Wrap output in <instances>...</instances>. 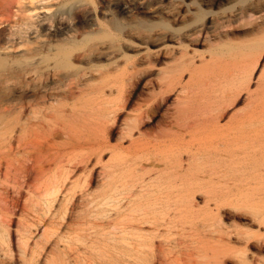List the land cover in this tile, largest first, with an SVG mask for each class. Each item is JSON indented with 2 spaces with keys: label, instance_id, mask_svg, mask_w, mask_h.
Wrapping results in <instances>:
<instances>
[{
  "label": "bare ground",
  "instance_id": "bare-ground-1",
  "mask_svg": "<svg viewBox=\"0 0 264 264\" xmlns=\"http://www.w3.org/2000/svg\"><path fill=\"white\" fill-rule=\"evenodd\" d=\"M212 41L218 43L215 47L210 46L209 49H207L206 52H208V55H205V52L197 55L200 46ZM126 47L135 48L138 59L134 60L124 54V52L122 53L121 50ZM263 50L264 0H0V264H183L185 258L182 259L183 262L181 263L178 254V252L182 253V249L180 250L182 247L178 246H183L186 243L179 244L180 241L178 242L176 238L173 237V232L172 237H169L171 230H162L163 228L161 227L167 222L166 215L172 216L170 214L173 211L170 214L169 212L173 204H175L173 206L175 209H171L176 212L181 210V214L191 210L188 209L192 208L190 206L185 208L186 203L183 201L187 200V198L184 200L181 197L185 193L186 197H188L187 193L189 194L188 191L193 188L192 184L196 186L197 183H194L192 180L193 183H190L191 186L186 185L188 187H185V185H183L185 183L183 179L189 178L190 174H187V172H190V170H186L187 172H185L182 169L183 171H181V173H186V176L182 173L185 177L182 179L181 174H179L181 176H177L178 174H176L177 177L173 174L175 172V170L173 172V169H181L180 166L175 167L178 163L177 160H175V165H173L174 162L172 161V164L169 161L170 164L166 163V161L163 162V165H168V167L166 166L167 169L169 165L172 167L171 171H169V168L168 173L170 175L173 174L172 176L174 179L171 178L172 176H170V178L174 181L167 177V172L166 174H160L162 176L166 175L163 176L162 179L165 177L170 179L169 181L165 178V181H162L166 182V185L169 181L168 183H170V185H167L168 188L164 187L168 189L165 195H167L166 198L172 197L173 199L171 198V201L174 200V203L167 204L170 202L169 199V202L162 201L166 200V198L161 197L164 191L159 187H161L160 185H162V187L166 185L165 183L162 184L160 181L159 183L161 184H159L158 181L154 182V178L149 177L153 169L150 171L151 173H149V176H147L150 181L153 180L155 184L145 178L147 177L145 174L149 171L145 172L144 175L142 173L145 177L140 175L141 172H138L137 175L135 173V171L137 172L140 170V166L141 168L143 167L144 164H140L143 162L142 160L150 158L149 155L145 157L148 151L150 154V150H148L150 146H147V143V145H144L143 142L142 145H140L141 143L138 144L137 147L140 148L136 146V149L133 148L135 151H131L130 148L128 152V148L127 151H125V153L128 152L126 155L122 152L125 148L123 150L120 149L121 152L119 154V151L115 150L117 152L115 153L120 157L116 163L112 164V167L110 166L111 164H108L110 168H112L111 170L108 169L109 166L106 168L109 170L107 172L105 170V172H103V169L98 172L94 170L96 163H98L96 161L102 159L100 157L101 153H103L102 150H104V145L107 142L105 140V138H107L105 133L109 129V122L112 120L111 117L117 113L116 111L118 108L116 110L115 107L121 106H118V103L122 102V104H125V102L129 100V98H127L128 91L127 95L125 94L127 88H125V86L130 85H126L127 82L131 83V79L134 77L133 75H135V73L137 74L140 68L146 64H152L156 60H164L167 56L171 55V59L176 61V65L160 70L159 74L163 76L160 77V85L158 89L155 90L160 92L159 90L164 91V89H170L175 87V85H179L181 89L179 90L180 93L182 91V93L184 92L186 94L190 81L186 80L187 83L184 82V69L189 71L191 77L193 76L196 56H200L203 63L206 62L208 65L212 64L214 67H221L223 71H231L230 65L234 66L235 64H233V62L239 56L244 57V54L247 52H262ZM102 59L106 62L102 63ZM222 73L223 72L220 74ZM224 76L229 77L227 75ZM259 88L260 89L256 93L255 114L252 118L253 120L248 122L251 123L250 125L253 129V131L251 130L253 136L252 132L250 136L256 140V146L258 145L257 148L264 145V84ZM154 94H152V96ZM159 94L157 93L155 96ZM190 94L189 91L185 96L182 95L184 97H181V94L177 96L178 104L186 105L188 111L190 109L192 111L193 106L194 109L196 106L192 104L191 101H193V99ZM156 100V105H159L160 99L157 98ZM152 101L153 97L152 100H149L146 106L143 107L142 104H140V107L138 103L140 107L138 112H135L136 114L129 117L132 122L129 123L125 121V123H128L124 125H122L124 122H121L123 127L121 130L124 129L123 136L119 135L121 138L126 137L125 135L133 137L135 132L143 137L141 125L148 119L149 113L153 111L151 109L153 107L148 104L150 102L152 103ZM144 102L145 101H143V103ZM153 104L155 105L154 101ZM204 105L205 104H203V106ZM156 108L158 107L156 106ZM209 110L203 109L202 107L200 108L199 106L194 113L192 112V115H189L190 117L188 114H185L189 117L188 120H186V116V119L184 118L186 121L182 120L183 127H185L184 129L190 128L191 130L193 127L192 131L196 130V133L199 131L198 133L200 135L197 133L199 135L198 137H201V134L205 136L202 140L197 139V137V143L198 140L203 141L207 135L212 133V131L210 132L209 130L213 128L210 129L207 124L209 118L212 116H210ZM181 117L183 118V114ZM175 118L178 119L179 117L175 116ZM175 118L174 120L178 122L176 126H179L178 124L181 120L178 119L179 121H177ZM240 120L242 121V119ZM175 121H173V123ZM248 123L247 127L249 125ZM211 126L213 127V125ZM180 127L176 132L177 134L178 131H180ZM229 127L230 126L227 128ZM222 128L220 127V129ZM192 131L191 133L189 132L190 135L193 133ZM207 132L209 134H207ZM211 135L213 136L214 134ZM224 135L226 134L224 133ZM147 136L148 135H146V137ZM194 136L196 137L197 135ZM212 136H208L209 141L208 139L205 141H208L209 144L213 146V140L211 141L212 143H210V137ZM216 136H219V134ZM212 138L214 139L215 136ZM217 138L218 137L215 139ZM219 140H224V138L221 139L220 137L218 141ZM162 141L166 142V140ZM179 141L183 142V140ZM205 141L202 142L203 145L200 144L203 148L206 146L204 143H208ZM225 141H227V139ZM138 142L140 141L138 140ZM252 142L253 144L255 143L254 141ZM183 143L184 145L186 144L185 142ZM183 143L181 144L182 146ZM223 143L220 144L223 149H226L224 146L230 149L229 146L231 145H229V143L225 142V144L229 146ZM132 144H134V142ZM172 145L175 144L172 142ZM176 145L178 146V144ZM105 146H108V142ZM158 146L162 145L158 144ZM197 146H199V144ZM256 146H251L250 149H255ZM234 147L235 148L232 147L230 150H223L224 153L221 150L223 154H220V156L218 153L215 154V156H219L220 159H217L218 162L216 161L215 164H219L221 167L226 165L227 169L228 164H234L236 161L239 162L237 159L235 162L233 161L235 158L234 156H236L235 151L239 150H236V147L238 148L239 146L236 145ZM172 148H174V146ZM261 148L263 149V147ZM156 149L157 148H155V153ZM160 149H162V147ZM220 149L221 148L218 150ZM186 150L189 152V148ZM204 151L205 150H203V152ZM164 152H161L160 155H163ZM247 152L249 151L246 150V153ZM115 153H112L114 158H116V156H114ZM122 153L124 155H121ZM166 153V155L172 154V149L169 151L167 150ZM174 153L177 154L176 152ZM200 153H202V151H200ZM200 153L199 151L197 153L194 152V154ZM206 153V151L203 153L205 154L204 156L207 155ZM255 153L253 155H255ZM152 154L150 155L151 158L157 155V153L154 155ZM179 154L180 153H178V156L181 158L182 156L180 157ZM237 154L240 153L237 152ZM192 155L193 153L191 154L192 158L195 157L196 159V157H198V162L199 159L203 157L202 155H200L201 157ZM213 155L209 156L208 154L209 158H212ZM229 155H231V157ZM178 156H176L175 159H178ZM113 157L111 158L113 159ZM157 158L154 156L152 159L158 161L159 158ZM164 158H167V156ZM140 159L142 162H140ZM244 159V162L245 160L248 162V158ZM253 159L254 158H252V160ZM255 160L257 161V159ZM112 161H114V159ZM202 162L205 164L204 162L206 161L203 160ZM202 162L199 164H202ZM244 162L240 161L238 167L244 165V169H246V167L248 168L249 166L250 168L255 163V161L245 164ZM180 163H183V161ZM180 163L178 164L181 165V167L184 166ZM213 163L212 168L214 166V170L219 173L221 167L219 166L220 168L216 167L218 169H215L216 165H213ZM249 163L252 165L250 166ZM139 164L140 166H138ZM260 165H262L261 162L258 167H261ZM157 166L158 164L156 167ZM209 167L211 168V165ZM209 167H207L208 172ZM255 167H257V165H255ZM164 168L165 166L163 167L164 171L161 170L162 172L166 171ZM199 169L202 170L201 168ZM205 169L203 168V174H208L207 172L205 173ZM238 169L244 171L243 167ZM200 170L199 172H201ZM117 171L121 173L120 175H122V172H125L132 176H129L131 178H128L125 182H122V177H125L124 180L127 178L124 175L120 176L121 180H119L118 177L116 178V175L119 176V174H115ZM216 171L215 173L210 172L214 175L217 174ZM157 172L155 171L156 177H158L159 174ZM195 173L193 174L195 175ZM203 174L200 173L198 175L203 176ZM96 175L98 178L103 176L104 179H100L102 182L99 181L100 183L97 184V186L101 188L98 192L94 191L95 187H92V181L95 182L93 178L94 176L96 177ZM212 175H208V177H212ZM193 176L192 179H195ZM175 177H180L183 180V184H181L184 187L176 184L178 180L176 182ZM159 178L157 179L159 180ZM201 178L202 177L197 178L196 176V179ZM146 180L151 183L152 189L154 185L156 186L157 183L159 184V189L157 190L155 188L154 197L151 195L152 193H146L148 189L149 192L151 189L149 185L148 189L145 187L149 184ZM190 180L191 179H189L188 182ZM208 180L213 182L210 178L206 179L207 183H209ZM222 181H220V183ZM216 182L215 184H217ZM200 183L201 182H199V184ZM212 184L214 186V183ZM136 186L147 190L146 192L141 191V194L139 190H142V188L138 190ZM180 187L184 189L181 190L182 188ZM189 187H191V189H188ZM133 189L139 192H134ZM206 189H208L210 193V189ZM184 190L188 191L183 192ZM145 193L148 197H144ZM192 193L189 195L191 196ZM262 193H264V191ZM193 194H195V192ZM203 194H205V192ZM212 194L213 192L210 195L212 196ZM214 194H217V192ZM123 195H128V197H126L127 199ZM193 196L194 195H192L191 198ZM123 198L127 200V202L125 201L126 203ZM121 199L123 200L122 202ZM179 199L182 201L180 202ZM163 202H166V205ZM217 203L219 202L217 201ZM132 204H137V207L136 205L132 206ZM80 205L84 207L82 212L76 211L78 207H81ZM63 206L64 211L61 210L63 212L61 216L59 215L61 218L59 220L57 216L60 212V208ZM166 206H168L167 209ZM215 206H217V204H214V207ZM183 208L186 209V212ZM168 209L169 211L167 213ZM191 212L187 214H189V216L190 214L193 215ZM214 213L212 212V214ZM172 214L174 215L175 213ZM200 215L202 214L200 213ZM263 216L261 219H264ZM172 217H168L170 223L171 220H175L174 218L177 216L175 215V217ZM183 217L184 216H182V218ZM189 218H191V216ZM220 220L221 221L217 220L218 222L216 220L214 221L218 224L222 222V217ZM214 221L211 223H215ZM183 222L184 221H182V223ZM186 222L189 224V220H186ZM192 223L195 224L193 221L189 225L191 226ZM202 224H204V222H202ZM206 224L208 225L207 221ZM143 225L145 227L149 226V229H147V227L145 229ZM184 226H187V224ZM204 226L205 224L203 227ZM219 226L221 228V224H219ZM178 227L179 225L176 228ZM193 228H191V230ZM208 228H210V226ZM223 228L224 227L220 230L218 227L220 231H223ZM216 229L217 228H215L214 231L212 230L213 233L216 232ZM191 230L189 229L188 233ZM195 231L196 230H194L193 233ZM225 231L224 229V232ZM236 232L237 231H235V233ZM188 233L185 234V236L189 235ZM245 233H243V235L249 232ZM196 236L199 237V235ZM207 236L209 235L207 234ZM241 237L243 238V236ZM173 238H175V240ZM191 239L193 240L194 237ZM199 239L200 238H198V240ZM206 239L204 240L207 243ZM183 241L186 242L185 240ZM210 242L212 243L213 241L211 240ZM190 245L192 247V243ZM229 245H231V243ZM207 246L208 245L205 247ZM177 247L179 250L176 253ZM194 247H197V245ZM209 247H212V244ZM212 248L215 247L213 246ZM196 249L199 248L197 247ZM226 249L228 248L226 247ZM239 249L240 248H238V250ZM186 250L187 249H184L183 253L188 251ZM216 250H218V248ZM228 250L226 252H229ZM244 250L246 249L244 248ZM202 251L204 253V250ZM210 251H208V253ZM222 252L223 251L218 253L220 254ZM203 253L200 254L201 257H207V255H205L207 253L204 255ZM239 253L242 254L243 252ZM210 254L211 253L208 255L210 256ZM200 255H198V257ZM213 255L214 254H211V256ZM182 256L192 258V256H187V253L185 256L182 254L181 258H183ZM236 256H238V254ZM217 257L215 255V258ZM212 258L213 257H211V259ZM239 258L240 260L242 259L241 264H253V261L247 260L248 257L246 258L243 256ZM193 260H195V258ZM196 260V264H199V262L201 264H207L206 261L208 259L203 258V260H206L203 262H201L202 260L199 262ZM217 260L218 261H214L212 259L210 264H222L219 258ZM223 261L224 260H222V262ZM186 262L188 264V262L191 263L192 261L190 262L188 260ZM254 264H264V262L260 259V261Z\"/></svg>",
  "mask_w": 264,
  "mask_h": 264
},
{
  "label": "rangeland",
  "instance_id": "rangeland-1",
  "mask_svg": "<svg viewBox=\"0 0 264 264\" xmlns=\"http://www.w3.org/2000/svg\"><path fill=\"white\" fill-rule=\"evenodd\" d=\"M217 43L218 42H214V41H212V42H207L205 45H203V46H200L199 47V52L197 53V55H199V54H201V53H203V52H205V55H208V52H206L207 51V49H209V47L211 46V47H215L216 45H217ZM122 53L124 52V54H126V55H128L129 57H131L132 59H138V55H137V52H136V50H135V48H133V47H126V48H123L122 50ZM249 53V54H248ZM248 56H247V55ZM246 54H244V57L243 56H239L234 62H233V64H235L234 66L233 65H230V68H231V71H229L228 69V71H223L222 69H221V67H214V65H208L206 62V64L205 63H203L202 61H201V59H200V56H196V59H195V67H194V74H193V76L191 77L190 76V74H189V71L187 70V69H184L185 71H184V74H183V79L185 80L184 82H186L187 83V81H190V83H188V88H187V90H186V94L187 93H189V91H190V96L192 97V99H193V101H191L192 102V104L193 105H196L195 106V109H194V106H193V109H194V111H193V109H192V111H191V109L188 111L187 110V108H186V105H183V104H178V98H177V96H178V94L181 96V97H184L186 94L184 93H182V91H181V93H180V91L179 90H181L180 88H179V85H175V87H172V88H170V89H164V91L163 90H159L160 92H162V93H160V92H158V91H156L157 89H158V86L160 85V81L159 80H161L160 79V77H162L163 75H161V74H159V72H160V70L161 69H163V68H166V67H173V66H175L176 65V61H174L173 59H171V55H169V56H167V58L166 59H164V60H156L154 63H152V64H146V65H144V66H142V68H140V71H138L137 72V74L135 73V75H133L134 77H132V81H131V83L130 82H127V84L126 85H129V86H125V88H126V90H125V94L127 95V91H128V97L127 98H129V100H127L128 102H125V104H122V102H120V103H118V106L119 105H121V106H119V107H115V109L117 110V108H118V110L116 111L115 109V111L117 112V113H115V115H114V113H113V115L115 116V118H114V116H112L111 117V121L109 122L110 123V125H111V127H110V125H109V129L107 130V132H108V134H107V132L105 133V136L107 137V138H105V140L108 142V146L106 147L105 145L107 144V142H106V144L104 145V150H102V152L103 153H101V157L100 158H102V159H99L98 161H96V162H98V163H96V165H95V167H94V170H97V172L99 171V170H102L103 169V172H107V171H109V170H111L112 168H110V166L112 167V164H114V163H116L117 162V160H118V158L120 157L118 154L121 152V150L120 149H124L122 152H124L125 153V151H127V149L129 148V150H128V152L130 151V148H131V151H135L133 148H135V146L137 147L138 146V144L139 143H141L140 145H142L143 143H144V145H147V146H150V148L148 149V150H150V154H149V151H148V154L147 155H145V157L147 156L148 157V155H149V157L150 158H148V159H150V160H148L147 158L146 159H143L142 161L144 162L145 160H148V161H145L144 163L141 161V159H140V162H142V163H140L141 165H143V167L141 168V166H140V164L138 165V166H140V170L139 171H135V173H136V175H137V173L139 172H141V174L140 175H142V173H143V175H144V173L145 172H148L147 174H145L146 176L148 175L149 176V173H155V171L157 172V171H159V172H157V173H164V174H166V172H167V177L168 178H170V176H172L173 174H174V176H176V174H178L177 176H181L182 175V173H183V175H185L186 173H184V172H182L181 173V171H185V172H187V171H189L190 170V172H187V174H190V176H189V178H187L188 180L189 179H191L189 182H188V180L183 176H181V178L183 179V178H185V179H181L180 177H178V178H176L175 180H176V182H177V180H178V182L176 183V184H179L180 186H183V185H185V187H188V186H186V185H190L191 186V184L193 183V181H194V183H197V185L195 186V184H192L193 186V190L191 189V187H189L188 189H191L190 191H188V190H186V191H188L189 192V194L190 193H192V191H193V193L195 192V194H191V196L192 195H194L192 198H191V196L187 193V196L188 197H186V193L185 194H183L184 195V197H183V195H182V199H186L187 198V200H185V201H183V202H185L186 203V206H185V208H187V207H192V208H188V209H191L192 210V212H191V210H187L188 212L187 213H193V215L192 214H190V216H191V218H189L190 216H189V214H187V213H182L181 214V210L179 211L178 209V212H176L175 210H172V209H175L173 206L175 205V204H173L174 202V200L173 201H171V198H166V196L167 195H165L166 194V192H168L167 190L168 189H166V188H164V187H167L168 188V186L170 185V183H168L169 181H170V179L171 178H173V176L170 178V179H168L167 177H165L167 180H169L168 182H167V185H166V182H164L165 181V178H163L162 179V177L163 176H166V175H161V177H160V175L158 174V177H156L157 175H156V173L154 174L155 175V177H154V175L151 173L150 174V178L151 177H153L152 179L154 180V182H157L158 181V183H159V181L162 183V184H164L165 183V185L166 186H163L162 187V185H160L161 187H159L158 185L159 184H161V183H157L156 184V186L154 185V187H153V189H152V186L150 185L151 183L150 182H153V180L152 181H150V179L148 178V176L147 177H145V176H143V177H145L146 179H148V180H146V182H148L149 184H147V186H145V187H147V189H148V185H149V188L151 187V189H150V192L147 190V192H146V190H145V188H142V187H138V186H136V187H138V190L140 189V188H142V190H139L140 191V193H141V191L143 192V191H145L147 194H149V193H152L151 195H153V197H154V194H155V188L158 190L159 188H162V190L165 192H163V194H161V197L162 198H166V200H162V201H166V202H169V203H167V204H173L172 206H171V208H170V212H169V214L172 212V213H175L174 215L171 213L170 215H172L173 217H175V215L177 216L176 218H174L175 220H171V223H170V220H169V218L168 217H172V216H169L167 213H168V211H169V209L167 210V222H168V224H167V222L164 224V226L163 227H161V228H163L162 230H167L168 229V231H170L171 233L173 232L174 233V236L173 237H175L176 238V240L179 242V244H184V243H189V244H187V247H189V248H187L186 247V244H184L183 246H181V245H179L178 247H182V248H180V250L182 249V253H179L178 252V247L176 248L177 249V251H176V253L178 252V254H179V256H180V260H181V263L183 262L182 261V259H184L185 258V260H184V262H186V261H192L191 263H189L188 262V264H196V262H195V260L196 261H201V262H203V261H206V260H203V258H206V259H208L207 261H206V263L207 264H210L211 262H212V259L214 260V261H218L217 259L219 258V261L222 263V264H241L242 263V259L240 260V258L239 257H243V256H245L246 258L248 257V261L250 260V261H253L252 263L254 264V263H256V262H258V261H260V259L264 262V219L262 218L261 219V217L263 216V214H264V193H262L263 191H264V145H262V146H259V148H257V146H256V140H254L253 139V129H252V126L250 125L251 123H248V122H251L253 119V117H254V114H255V104H256V93H257V91L260 89L259 87L261 86V85H263L264 84V50L262 51V52H260V51H251V52H247ZM170 58V59H169ZM200 61V62H199ZM101 62L102 63H104V62H106L104 59H102L101 60ZM205 65V66H204ZM185 68V67H184ZM215 69H217V70H215ZM197 70V71H196ZM220 70V71H219ZM233 70V71H232ZM236 71V72H235ZM221 72H223L222 74H220ZM233 72V73H232ZM220 75V77H219V75ZM230 74H231V76H230ZM236 74V75H235ZM195 75V76H194ZM224 75H227V76H229V77H226V76H224ZM233 76V77H232ZM235 76V77H234ZM225 77V78H224ZM190 78H192V79H190ZM220 78V79H219ZM227 78H229V79H227ZM238 78V79H237ZM231 79V80H230ZM187 80V81H186ZM229 80V81H228ZM236 80V81H235ZM262 80V81H261ZM227 81H228V83H227ZM224 83V84H223ZM259 83V84H258ZM190 85V86H189ZM258 87V88H257ZM175 88V89H174ZM192 88V89H191ZM156 89V90H155ZM166 91V92H165ZM194 91V92H193ZM152 92H157L159 95H157V96H155L157 93H152ZM164 92V93H163ZM179 92V93H178ZM228 92V93H227ZM234 92V93H233ZM232 93V94H231ZM124 94V95H125ZM152 94H154L153 96H152ZM227 94H229V95H227ZM125 95V96H126ZM163 95V96H162ZM182 95H184V96H182ZM193 95V96H192ZM176 96V97H175ZM152 97H153V101H154V103H155V105L153 104V101H152V103L150 102V103H148V104H150V106L151 107H153V108H151L153 111H151V113H149V117H148V119H146L145 120V122H144V126L143 125H141V129H142V133H143V137H142V135H139V134H137L136 132H135V135L133 136V137H129L128 135H125L126 137H124V138H121L120 136L122 135L123 136V130H121V128H123L122 127V125H124V124H127L128 122L130 123V122H132V120H130V118L129 117H132L134 114H136L137 112H138V109L141 107V105L140 104H142V107L143 106H146V103L147 102H149V100H152ZM157 97L158 99H160V104L159 105H156L157 104V98L155 99V98ZM161 97V98H160ZM150 98V99H149ZM218 98V99H217ZM222 98H223V100H222ZM149 99V100H148ZM155 99V100H154ZM125 100V99H124ZM143 101H145L144 103H143ZM140 102H142V103H140ZM205 102V103H204ZM138 103H139V105H140V107H139V105H138ZM145 104V105H144ZM147 104V105H148ZM152 104V105H151ZM203 104H205L204 106H203ZM207 104H208V106H207ZM211 104V105H210ZM138 106V107H137ZM149 106V105H148ZM147 106V107H148ZM149 106V107H150ZM156 106L158 107V108H156ZM198 106V107H197ZM199 106H200V108L202 107L203 109H211V110H209L210 111V118H209V120H208V122H207V124L209 125V128L210 129H212V130H209L210 132L212 131V133H210L209 131V133L207 132V134H209V135H207L206 136V138L205 139H203V141H205V140H207L208 139V136H212L211 134H214L213 136H215V138L216 137H218L217 139H213L212 137H210V143H212L213 144V146L211 145V144H209V139H208V141H205V142H208V143H204V144H206V146H205V148H203V144H202V142L203 141H200V140H202V138L203 137H205L204 135H202L201 134V137H198L200 134L198 133L199 131H197V133L199 134H197L196 133V130H195V128H194V130L195 131H192V129H193V127L191 128V130H190V128L188 129V128H186L187 129V131H186V129H184L185 127H183V122H182V120H184V118L186 119V117H187V119L186 120H188V118L190 117L189 115H192V112L194 113L198 108H199ZM137 107V108H136ZM205 107V108H204ZM209 107V108H208ZM183 108V109H182ZM184 108H185V110H184ZM254 108V109H253ZM187 110V111H186ZM216 110V111H215ZM218 110H219V112H218ZM114 111V112H115ZM186 111V112H185ZM191 111V112H190ZM136 112V113H135ZM189 112H190V114H189ZM183 114V118L181 117L182 116V114ZM188 114V116H186V115ZM132 115V116H131ZM178 115V116H177ZM175 116L176 117H179L178 119L179 120H181V121H179L177 118H175ZM186 116V117H185ZM246 117V118H245ZM251 117V118H250ZM174 118L177 120V121H179V126H176L177 125V123L178 122H176L175 120H174ZM244 118V119H243ZM132 119V118H131ZM240 119H242V121L240 120ZM130 120V121H129ZM186 120H184V121H186ZM250 120V121H249ZM125 121H128L127 123H125ZM173 121H175L174 123H173ZM214 121V122H213ZM217 121V122H216ZM121 122H124V123H122V125H121ZM249 124L248 125V127H247V123ZM214 123H215V126H214ZM246 123V124H245ZM218 124V125H217ZM176 127H175V126ZM182 125V126H181ZM211 125H213V127L211 126ZM234 125V126H233ZM181 126V127H180ZM228 126H230L229 128H227ZM237 126V127H236ZM251 126V127H250ZM180 127V131H178V134L176 133L177 132V130H179L178 128ZM183 127V128H182ZM220 127L222 128V127H224V128H222V129H220ZM225 127H226V129H225ZM241 127V128H240ZM235 128H236V131H235ZM246 128V129H245ZM184 129V130H183ZM215 129V130H214ZM229 129V130H228ZM233 129V130H232ZM248 129V130H247ZM181 130H182V132H181ZM190 130V131H189ZM234 132H232V131ZM241 130V131H240ZM242 130H243V133H242ZM247 130V131H246ZM252 130V131H251ZM186 131V132H185ZM191 131L193 132L191 135H190V133H191ZM246 131V132H245ZM250 133H249V132ZM173 132H174V134H173ZM181 132V133H180ZM183 132H185V133H187V134H185V133H183ZM190 132V133H189ZM195 132V133H194ZM220 132H221V134H220ZM229 132H231V133H229ZM246 134H245V133ZM251 132H252V136H250L251 135ZM145 133H147V134H145ZM183 133V134H182ZM224 133L226 134V135H224ZM229 133V134H228ZM172 134V135H171ZM181 134H182V136H181ZM219 134V136H216V135H218ZM224 136H223V135ZM242 134V135H241ZM248 134V135H247ZM120 135V136H119ZM139 137H138V136ZM146 135H148L147 137H146ZM171 135V136H170ZM184 135H186V136H184ZM194 135H197L196 137L194 136ZM233 135V136H232ZM129 138H128V137ZM142 137V139H141V137ZM150 136V137H149ZM153 136V137H152ZM194 136V137H193ZM223 136V137H222ZM230 138H229V137ZM238 136V137H237ZM248 136V137H247ZM135 137H137V138H135ZM160 139H159V138ZM172 137V138H171ZM185 137V138H184ZM198 137V138H197ZM221 137V139L222 138H224V140H219L218 141V139ZM227 137V138H226ZM131 138H132V140H131ZM154 138V139H153ZM156 138H158V139H156ZM166 138V139H165ZM200 139V140H198V143H197V139ZM212 138V139H211ZM140 141V142H138V140ZM227 139V141H225ZM153 140V141H152ZM159 140H160V143H159ZM162 140H166V142H164V141H162ZM179 140H183V142H185L186 144L184 145V143L182 142V141H179ZM194 140V141H193ZM213 140V141H212ZM231 140V141H230ZM134 142V144H132L133 142ZM146 141H148V142H146ZM152 141V142H151ZM156 141V142H155ZM178 141H179V143H178ZM192 141H193V143H192ZM200 141V142H199ZM212 141V142H211ZM216 141V142H215ZM217 141H218V143H217ZM229 141V142H228ZM252 141H254L255 143L253 144V142ZM143 142V143H142ZM164 142V143H163ZM170 142V143H169ZM172 142H173V144H175V145H172ZM183 143V146L181 145L182 143ZM196 142V143H195ZM224 142V143H223ZM225 142L226 143H229V145H231V146H229L228 144H225ZM231 142V143H230ZM249 142V143H248ZM147 143V144H146ZM187 143H190V144H187ZM217 145H215V144ZM225 144V145H228L229 147H230V149H232V147L233 148H235L234 146H239L238 148L236 147V150H238V151H235L236 153V156H234L233 158L235 159H233V161L235 162L236 161V159L237 160H239V162L240 161H242V162H244L243 161V159L245 158V159H247L248 158V162H251V161H255V165H257V167H255V165L253 164V166H251L252 164V162L251 163H249L250 164V168H249V166H248V168L246 167V169H244L245 168V166L244 165H241V167L239 166L238 167V163L239 162H235L234 164L232 163V164H228V167H227V169H226V165H224V166H220L219 164H215L216 163V161L218 162V160L217 159H219V156H220V154H223L224 153V151L223 150H230L229 148H227V147H225L224 146V148H226V149H223V147H222V145H220V144ZM240 143V144H239ZM242 143V144H241ZM150 144V145H149ZM158 144H160V145H162V146H158ZM176 144H178V146L176 145ZM180 144V145H179ZM194 144V145H193ZM199 144V146H197ZM200 144H202V145H200ZM251 144H253V145H251ZM133 145V146H132ZM139 145V146H140ZM187 145V146H186ZM220 145V146H219ZM152 146V147H151ZM156 146V147H155ZM174 146V148H172ZM189 146V147H188ZM193 146V147H192ZM195 146V147H194ZM197 146V147H196ZM202 146V147H201ZM209 146V147H208ZM216 146V147H215ZM251 146H256L255 147V149L257 150V152H256V150L254 149H250L251 148ZM119 147V148H118ZM122 147V148H121ZM141 147H143V146H141ZM157 148L156 149V153H157V155H154V154H156L155 153V148ZM162 147V149H160V148ZM168 147V148H167ZM171 147V148H170ZM177 147V148H176ZM180 147V148H179ZM186 147H188L189 148V152H188V150H186V149H188V148H186ZM211 147V148H210ZM215 148V149H213V148ZM218 147V148H217ZM242 147V148H241ZM261 147H263V149L261 148ZM137 148H140V147H137ZM145 148V147H144ZM167 148V149H166ZM193 148V149H192ZM195 148V149H194ZM199 148H201V149H199ZM210 148V149H209ZM217 148V149H216ZM219 148H221L220 150H218ZM103 149V148H102ZM119 149V150H118ZM133 149V150H132ZM136 149V148H135ZM170 149H172V154H170V153H168V154H170V155H166L167 153H166V151L168 150H170ZM209 149V150H208ZM119 151L118 152V154H116L117 152L116 151ZM151 150H152V152H153V154H152V152H151ZM160 150V151H159ZM176 150V151H175ZM203 150H205L207 153V155L206 156H204L205 154H203V153H205V151L203 152ZM216 152H215V151ZM223 151V153H221L222 151ZM233 150H235V149H233ZM244 150V151H243ZM246 150L247 151H249V152H247L246 153ZM165 151V152H164ZM181 151V152H180ZM184 151V152H183ZM193 151V152H192ZM199 151V153H200V151H202V153H200V154H194V152L195 153H197ZM211 153H209V152ZM220 151V152H219ZM240 151V152H239ZM250 151H251V154H250ZM254 151V152H253ZM116 152V153H115ZM128 152H126V153H128ZM159 152V153H158ZM161 152H164L165 153V155H164V153H163V155H160L161 154ZM174 152H176L177 154H175ZM186 152V153H185ZM212 152H213V154H212ZM215 152V153H214ZM237 152L238 153H240V154H244L243 155V157H242V155H240V154H237ZM243 152V153H242ZM256 152V153H255ZM112 153H115V155L114 156H116V158H114L113 156H112ZM126 153H125V155H126ZM178 153H180L179 155H180V157L181 158H179V156H178ZM182 153V154H181ZM185 153V154H184ZM193 153V155L195 156V155H198V156H200V155H202L203 157H199L200 159H199V162H198V157H196V159H195V157H191V154ZM219 154V156L218 157H216L215 156V154ZM255 153V155H253ZM154 155L155 156V158H159V160L157 161L156 159V161H154V159H152L154 156H152V158H151V156L150 155ZM208 154H209V156H211V155H213L212 156V158L214 157L215 158V160H214V158L212 159L211 157L209 158V156H208ZM118 155V156H117ZM121 155H124L123 153L121 154ZM187 155V156H186ZM190 155V156H189ZM192 155V156H193ZM253 155V156H252ZM113 157V159H114V161H112L113 159L111 158V157ZM165 156H167V158H164ZM168 156H170V157H168ZM176 156H178V159H180V160H178V159H175V157ZM208 156V157H207ZM230 157H231V155H229ZM240 156V157H239ZM252 156V157H251ZM255 156V157H254ZM189 157H191V158H189ZM204 157H205V159H204ZM242 157V158H241ZM249 157H250V159H249ZM157 158V159H158ZM189 158V159H188ZM202 158H203V160L204 161H206V162H204L205 164H207V165H205V164H203V160H202ZM210 160H209V159ZM240 158V159H239ZM252 158H254L253 160H252ZM116 159V160H115ZM182 159V160H181ZM185 159V160H184ZM212 159V160H211ZM227 159H228V157H227ZM242 159V160H241ZM244 159V160H245ZM255 159H257V161L255 160ZM174 160V161H173ZM175 160H177V162L178 163H180L181 161H183V163H180V164H183L184 166H182L181 167V165H179L178 163L176 164V166L175 167H178V166H180V170L179 169H177V171H176V169H173V172H174V170H175V172L172 174V172H171V174L172 175H170L169 173H168V170H169V168H170V170L169 171H171L172 170V167H170V165H169V168L167 169V167H168V165L167 164H164L163 165V162H165L166 161V163H168V164H172V162H174L173 163V165H175ZM192 160H193V162H192ZM195 160H197V161H195ZM207 160H209V161H207ZM220 160V159H219ZM112 163H111V162ZM170 163H169V162ZM172 161V162H171ZM213 161H214V163H213ZM261 162V164L262 165H260L261 167H258L259 166V164H260V162ZM200 162H202V164H199ZM209 162V163H208ZM213 163V165H216L215 166V169H218V168H220L221 170H219V173H218V171H216V170H214V166H213V168H212V163ZM247 162V160H245V162H244V164L245 163H248ZM257 162V163H256ZM147 163V164H146ZM189 165H188V164ZM196 163H198V164H196ZM108 164H111L110 166L108 165ZM158 164V166L156 167V165ZM208 164H210L211 165V168L209 167L210 165H208ZM248 164V165H249ZM146 165V166H145ZM203 165V166H202ZM206 166V169H205V166ZM218 165V166H217ZM230 165H231V167H230ZM240 165V164H239ZM107 166H109V170H107L106 168H107ZM165 166V168L164 169H166V171L165 172H162V171H164L163 170V167ZM167 166V167H166ZM172 166V165H171ZM192 166H193V168H192ZM194 166H195V168H194ZM220 166V167H219ZM103 167V168H102ZM174 167V166H173ZM174 167V168H175ZM184 167H186V168H184ZM189 167V168H188ZM205 169V173L207 172L208 174H203V172H204V170H203V168ZM207 167H209V172L211 171L212 173H215V171H216V173L217 174H214V175H212V173L210 172H208V168ZM216 167H218V168H216ZM224 167V168H223ZM243 167V169H244V171L242 170V169H238V168H242ZM99 168V169H98ZM198 170H197V169ZM199 168H201L202 170H200ZM223 168V169H222ZM254 168H256V169H254ZM260 168V169H259ZM142 169H144V170H142ZM154 171H153V170ZM157 169V170H156ZM183 169V170H182ZM225 169V170H224ZM105 170V171H104ZM142 170V171H141ZM152 170V171H151ZM162 170V171H161ZM187 170V171H186ZM194 172H193V171ZM199 170L201 171V172H199ZM213 170H214V172H213ZM223 170V171H222ZM123 171H125V170H123ZM151 171V172H150ZM161 171V172H160ZM221 171V172H220ZM234 173H233V172ZM176 172H179V173H176ZM195 173V175L193 174V173ZM197 172H199V173H197ZM246 172V173H245ZM200 173H202L203 174V176L202 175H198V174H200ZM115 174H119V176L118 175H116L115 177L117 178L118 177V179L119 180H121V177L120 176H126V178L127 179H125L124 180V178L125 177H122L123 179H122V182H125L126 180H128V178L130 179L131 177H129V176H132V175H129V173H123L122 172V175H120L121 173L119 172V171H117ZM126 174V175H125ZM168 174H169V176H168ZM179 174H181V175H179ZM263 174V175H262ZM194 175V176H193ZM205 175H207V176H205ZM208 175H212V177H208ZM229 175V176H228ZM186 176V175H185ZM192 176L195 178V179H192ZM196 176H197V178H199V177H202L201 179H196ZM225 178H224V177ZM228 176V177H227ZM161 178V180H160V178ZM187 177H188V175H187ZM206 177V178H205ZM214 177H216V178H214ZM157 178H159V180L157 179ZM211 178V181H213V182H210L209 180V183H207V181H206V179H210ZM215 180H214V179ZM219 178V179H218ZM222 178V179H221ZM228 178V179H227ZM260 180H259V179ZM100 179H102V180H104L103 179V176H101L100 178H98L97 177V175H96V177L94 176V178H93V180H95V182L94 181H92L93 183V185H92V187L95 189L94 191H96V192H98L99 190H101V188H100V186H97V184H99L100 182H102V180L100 181ZM174 179V178H173ZM173 179H171V180H173ZM181 179V180H180ZM162 180H164V181H162ZM193 180V181H192ZM197 180V181H196ZM222 180H224V181H222ZM100 181V182H99ZM174 181V180H173ZM185 182L186 183V181H187V183L185 184H183V182ZM196 181V182H195ZM201 182L200 184H199V182ZM206 181V182H205ZM217 181V182H216ZM220 181H222L221 183H220ZM263 181V182H262ZM153 182V183H154ZM215 182L218 184H215ZM119 183H120V181H119ZM152 183V184H153ZM183 185H182V184ZM189 183V184H188ZM191 183V184H190ZM205 183V184H204ZM212 183H214V186H213V184ZM220 183V184H219ZM155 184V183H154ZM101 185V184H100ZM179 185H177V186H179ZM230 185V186H229ZM234 185V186H233ZM219 186V187H218ZM233 188H232V187ZM135 187V188H136ZM159 187V188H158ZM184 187V186H183ZM196 189H195V188ZM212 187V188H211ZM229 187V188H228ZM233 189H231V188ZM261 187H262V189H261ZM164 188V189H163ZM180 188H182V187H180ZM206 188H209L210 189V193H209V190L208 189H206ZM215 188V189H214ZM137 189V188H136ZM165 189H166V191H165ZM179 189V188H178ZM184 188H182L181 190H183ZM211 189H212V192H213V194H212V196L210 195L212 192H211ZM226 189H229V190H226ZM134 190V192H139L138 190L136 191L135 189H133ZM196 190V191H195ZM204 190H206V191H204ZM231 190V191H230ZM152 191V192H151ZM154 191V192H153ZM185 190L183 191V192H186ZM223 191V192H222ZM226 191V192H225ZM228 191V192H227ZM205 192V194H203ZM207 192V193H206ZM215 192H217V194H214ZM219 192V193H218ZM220 192H221V194H220ZM139 193V194H140ZM145 193V196L144 197H146L147 196V194ZM142 194V193H141ZM203 194V195H202ZM226 194V195H225ZM144 195V194H143ZM150 195V196H151ZM205 195H207V196H205ZM215 195V196H214ZM218 195V196H217ZM228 195V196H227ZM125 198L126 197H128V195H123ZM122 196V197H123ZM163 196H165V197H163ZM209 196V197H208ZM148 197V196H147ZM125 198H123V200H124V202L126 201L127 202V198L125 199ZM130 198V197H129ZM189 198V199H188ZM209 198H211V199H209ZM214 198V199H213ZM168 199H169V201H168ZM173 199V198H172ZM207 199V200H206ZM217 199H219V200H217ZM122 199H121V202L123 201ZM212 200H214V201H212ZM179 201L181 202L182 200L181 199H179ZM216 201V202H215ZM217 201L219 202V203H217ZM125 202V203H126ZM166 202H163L165 205H166ZM190 204H189V203ZM213 202H215V203H213ZM131 203H133V202H131ZM188 203V204H187ZM182 204V203H181ZM214 204L216 205L217 204V206H215L216 207V209H215V207H214ZM136 205V207H137V204H132V206H135ZM164 205V206H165ZM188 205V206H187ZM81 206V205H80ZM161 206V205H160ZM167 207L168 206H166V209H167ZM177 207V206H176ZM194 207V208H193ZM64 206L62 207V208H60V212L58 213V216H57V218L60 220L61 218H60V216L62 215V212L64 211ZM83 206H81L80 208L78 207V210H76V211H80V212H82L83 211ZM134 208V207H133ZM161 208V207H160ZM185 208H183L184 209V211L186 210ZM80 209V210H79ZM82 209V210H81ZM61 210H63V211H61ZM213 210V211H212ZM166 211V210H165ZM197 211H199V212H197V214H196V212ZM160 212V211H159ZM162 212H164V211H162ZM186 212V211H185ZM212 212L214 213V214H212ZM259 212V213H258ZM199 213V214H198ZM200 213L202 214V215H200ZM213 215H211V214ZM219 215H218V214ZM256 213H258V214H256ZM179 214H181V215H179ZM209 214V215H208ZM216 214V215H215ZM60 215V216H59ZM189 217H188V216ZM200 217H199V216ZM215 215V216H214ZM222 215V216H221ZM260 215V216H259ZM180 216V217H179ZM182 216H184L183 218H182ZM172 217V218H173ZM195 217H197V218H195ZM211 217V218H210ZM214 217V218H213ZM220 217V218H219ZM221 217H222V222H219L218 224H216V221L218 220V221H221L220 219H221ZM264 217V216H263ZM193 218H195L196 219V221H195V219L194 220H192ZM200 218V219H199ZM206 218H208V219H206ZM216 218V219H215ZM171 219V218H170ZM191 219V220H190ZM198 219V220H197ZM214 221V220H216V221H214L215 223H211V222H213L212 220ZM261 219V220H260ZM184 221L183 223H184V225H186L187 224V226H184L183 225V223H182V221ZM186 220L188 221L189 220V224L191 223V222H193L194 221V223L196 224H193L192 223V227L186 222ZM210 222H209V221ZM199 221V222H198ZM206 221H207V223H208V225L206 224ZM217 221V222H218ZM263 221V222H262ZM202 222H204V224H205V226H210V228H208V227H203V225L204 224H202ZM260 222H262V223H260ZM212 224V226L214 227H212L211 226V224ZM224 223V224H223ZM170 224H171V226H170ZM181 224V225H180ZM200 224H201V226H200ZM219 224H221V228H220V226H219ZM226 224V225H225ZM179 225V227L178 228H176L177 226ZM194 225V226H193ZM216 225H218V226H216ZM144 226V225H143ZM170 226V227H169ZM174 226V227H173ZM181 226H182V228H181ZM183 226H184V229H183ZM227 226V227H226ZM147 227V229H149V226H146ZM146 227L144 226V228L146 229ZM167 227V228H166ZM188 227H191V228H193L192 230H191V228H188ZM201 227V228H200ZM218 227H219V229L221 230L222 229V227H224L223 228V231H220L219 229H218ZM226 227V228H225ZM164 228H166V229H164ZM172 228V229H171ZM187 228V229H186ZM215 228H217L216 229V232L218 233H213V231L215 230ZM228 228V229H227ZM180 230V231H178V230ZM191 230V231H189V233H188V230ZM199 229V230H198ZM202 229H203V231H202ZM205 229V230H204ZM209 230V232H208V230ZM224 229L226 230L225 232H224ZM177 230V231H176ZM182 230V231H181ZM184 230V231H183ZM194 230H196L194 233H193V231ZM207 230V231H206ZM213 230V231H212ZM198 231V232H197ZM212 231V232H211ZM220 231V232H219ZM232 231H233V233H232ZM235 231H237L236 233H235ZM241 232V234H240V232ZM249 232V233H247V232ZM169 232V233H170ZM181 232V233H180ZM182 232H184V233H182ZM207 232V233H206ZM247 234H246V233ZM170 233V235H169V237L171 238L172 237V235H173V233L171 234ZM179 233V234H178ZM189 234V235H186L185 236V234ZM198 233V234H197ZM200 233H202V234H200ZM210 233V234H209ZM223 233V234H222ZM224 233H225V235H224ZM243 233H245L246 235H243ZM250 233H251V235H250ZM165 234H167V233H165ZM184 236H183V235ZM193 234V235H192ZM207 234L209 235V236H207ZM214 234V235H213ZM215 234H217V235H215ZM168 235V234H167ZM166 235V236H167ZM195 235V236H194ZM196 235H199V237L198 236H196ZM201 235V236H200ZM211 235H213V236H211ZM236 235H237V238H236ZM251 237H250V236ZM182 236V237H181ZM193 238L194 237V239L192 240L191 238ZM207 236V237H206ZM215 236H217V237H215ZM221 238H220V237ZM229 236V237H228ZM241 236H243V238L244 237H246V238H242ZM249 236V237H248ZM185 237V238H184ZM204 237H206V238H208V239H206V238H204ZM210 237H212V238H210ZM213 237H214V239H213ZM226 237V238H225ZM239 237V238H238ZM175 238H173L174 240H175ZM198 238H200L199 240H198ZM203 238V239H202ZM172 239V240H173ZM179 239V240H178ZM202 239V240H201ZM204 239H206V241H207V243L205 242V240ZM223 239V240H222ZM242 239V240H241ZM246 239H248V240H246ZM182 240V241H181ZM183 240H185L186 242H184ZM189 240V241H188ZM195 240V241H194ZM208 240H212L213 242H215V243H211L210 241H208ZM217 240V241H216ZM228 240V241H227ZM234 240V241H233ZM201 241H202V243H201ZM225 241V242H224ZM246 241H248V242H246ZM196 243V244H194V243ZM219 244H218V243ZM228 242H229V244L231 243V245H234V246H231V245H229L228 244ZM192 243V247H191V244ZM200 243V244H199ZM204 243V244H203ZM221 243V244H220ZM227 245H225V244ZM234 243V244H233ZM193 244H194V246H196L197 245V247L199 248V249H196L197 247H194L193 246ZM198 244H199V246H198ZM203 244V245H202ZM211 244H212V247L214 246L215 248H212V247H209V246H211ZM216 246H215V245ZM206 245H208L207 247H205ZM220 245V246H219ZM229 245V246H228ZM220 248H219V247ZM225 248H224V247ZM247 246V247H246ZM202 249H201V248ZM204 247V248H203ZM211 248V249H209V248ZM226 247L229 249H226ZM194 248V249H193ZM218 248V250H216ZM234 250H233V249ZM238 248H240L239 250H238ZM244 248L247 250H244ZM184 249H187L188 251H191V250H193V251H191V252H188L187 250V256H192V258L191 257H189V258H187V257H183V258H181V255L183 254L184 256L186 255V253L184 254L183 253V251H184ZM205 249H207V250H205ZM220 249H221V251H223V252H225V253H223V254H225V255H223L222 253H220V254H222V255H220L218 252H221L220 251ZM223 249H225V250H223ZM198 250H200V251H198ZM202 250H204V253H203V251ZM211 250V251H210ZM229 251V252H226V251ZM240 250H242V251H240ZM174 251V250H173ZM196 251H198V252H196ZM205 251H207V252H205ZM208 251H210L209 253H211V254H214L213 256H211V254H210V256L208 255L209 253H208ZM237 251H239V252H243L242 254H240L239 252H236ZM203 253V255L205 254V253H207V254H205V255H207V257H201V255L200 254H202ZM246 252H247V254H246ZM190 253V254H189ZM196 253V254H195ZM197 253H198V255H200L199 257H198V255H197ZM217 253H218V255H217ZM227 253V254H226ZM173 254H174V252H173ZM192 254V255H191ZM238 254V256H236ZM246 254V255H245ZM177 255V254H176ZM193 255H195V256H193ZM202 255V256H203ZM215 255H216V257L217 258H215ZM243 255V256H242ZM178 256V255H177ZM197 256V257H196ZM195 258V260H193L194 258ZM211 257H213L212 259H211ZM237 257V258H236ZM251 257H253V258H251ZM187 258V259H186ZM215 258V259H214ZM238 258H239V260H240V262H239V260H238ZM257 258V259H256ZM192 259V260H191ZM210 259V260H209ZM254 259V260H253ZM222 260H224L223 262H222ZM255 260H256V262H255ZM258 260V261H257ZM59 261V260H58ZM208 261H210V262H208ZM238 261V262H237ZM183 262V264H187V262L186 263H184ZM59 263H60V261H59ZM179 263H180V261H179ZM198 264V263H197ZM199 264H201L200 262H199ZM203 264V263H202Z\"/></svg>",
  "mask_w": 264,
  "mask_h": 264
}]
</instances>
